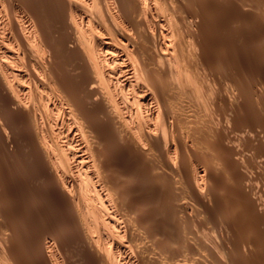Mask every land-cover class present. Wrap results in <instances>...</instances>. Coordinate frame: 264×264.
<instances>
[{
    "label": "bare ground",
    "instance_id": "1",
    "mask_svg": "<svg viewBox=\"0 0 264 264\" xmlns=\"http://www.w3.org/2000/svg\"><path fill=\"white\" fill-rule=\"evenodd\" d=\"M249 1L0 0V264H264Z\"/></svg>",
    "mask_w": 264,
    "mask_h": 264
},
{
    "label": "rangeland",
    "instance_id": "2",
    "mask_svg": "<svg viewBox=\"0 0 264 264\" xmlns=\"http://www.w3.org/2000/svg\"><path fill=\"white\" fill-rule=\"evenodd\" d=\"M255 1H256V0L249 1V5L246 6V7L249 8V7H252V6L254 5V7L249 8L252 12H250V10H248V8H247L246 10H248L249 13H251V14L253 13L252 15H254L253 17L255 18V20H256V22H257V19H258V21H259V20L262 19L261 17L264 16V15H260V14H264V10H263V9H264V3H263L261 0H259V1L257 0V2H255ZM254 2H255V3H254ZM257 4H258V5H257ZM251 5H252V6H251ZM255 5H257V6H255ZM258 6L261 8V10H260V8H259ZM261 6H262V7H261ZM257 7H258L259 11L257 10ZM254 8H256V10H257L256 12H258L259 14H258V13L256 14V13L254 12V10H255ZM262 8H263V9H262ZM242 9H245V7H243ZM242 9H241L242 13L246 11V10L243 11ZM253 9H254V10H253ZM255 14H256V15H255ZM257 15H258V16L260 15V17L257 18V17H258ZM241 16H242V15H241ZM255 16H257V17H255ZM242 17H243V16H242ZM254 18H253V19H254ZM260 18H261V19H260ZM263 18H264V17H263ZM255 20H254V21H255ZM241 25H242V23L239 24V27H240V29H241V27H242L241 30H243V29L245 28V25H243L244 28H243V26H241ZM260 30H261V31H260ZM251 31H254V32L256 31V32H255V33L252 32V35H251ZM251 31L248 32V33L244 32V30L242 31V32H244V33H241V34H240V35L242 36V38H241V36L238 37L237 42H238L239 40H240V42L237 43V47H239V45H240V48H242L241 50H243V51H244L245 48L247 49V51L250 50V48H251L253 51L255 50L254 52L256 53V56H255V57H256V60H255L256 62H255V61H252V60L255 59L254 56L251 57L248 61L251 60V61L249 62L250 65L253 66V69H256V72H255L254 70H252V71H253V75H255V74L257 73L259 76H261V75L264 73V71H262V70H263L262 68H264V51H263L264 48H260V50H259L258 48H259V46H261V45H262L261 47L264 46V37H263V36H264V31H263L262 29H253V30H251ZM262 31H263V32H262ZM262 33H263V34H262ZM245 34H247V35H249V36L247 37V35L245 36ZM259 34H261V35H259ZM243 35H244V36H243ZM243 37H245V38H243ZM247 38H248V39H247ZM251 39H252V41H251L252 43L250 42ZM259 41H262V42H259ZM256 43H258V44H256ZM260 43H261V45H260ZM254 45H258V46H256L257 49H256V47H255ZM248 46H249V49H248ZM252 47H254V49H253ZM240 48H238V50H239ZM261 49H262V51H261ZM241 50H239V52H242V53H243V51H241ZM256 50H259V51L256 52ZM260 51L263 52V53H261ZM245 52H246V50H245ZM257 53H258V54H257ZM260 54H261V55H260ZM257 55H259V56H257ZM257 58L260 59V60H261V59H263V60L260 61V60H258ZM251 62H252V63H255L256 65L252 64ZM258 62L261 63V64H259ZM245 63H246V62H245ZM245 63L241 62V64H240V68L243 67ZM247 64H248V63H247ZM257 65H260V68H259ZM261 66H263V67H261ZM254 67H255V68H254ZM258 68L262 71V74H261V71H259ZM257 70H258L260 73H258ZM257 74H256V75H257ZM260 74H261V75H260ZM258 75H257V77H258ZM261 103H262V102H260V103L258 102L257 104H258V105H259V104L261 105ZM257 104L255 105V107H256L257 110H260V109H261V106H260V105L258 106ZM262 105H263V103H262ZM257 106H258L260 109H259ZM262 108H263V106H262ZM260 111H261V110H260ZM261 129H262L263 131H262ZM244 130L249 131V130H251V129H250V128H245ZM260 130H261L263 133H261V131H259V128H258L257 131H258L261 135L263 134V136H264V128H263V127H260ZM249 132H250V131H249ZM258 132H257V133H258ZM260 134H259V135H260ZM261 135H260V136H261ZM263 136H262V137H263ZM258 159H259V160H258ZM260 159L262 160L261 157H257V158L255 159L256 162L254 161V162H255V165H256V163H258V165H260V166L256 165V166H258V167L255 168V170L252 169L253 174L255 175V177L257 178V181L259 182V183L257 182V185L259 184V185H258L259 188L262 187L261 185H264V179H262V178L264 177V176H262V175H263L262 173H264V170H263V168H264V164H263V166L261 167L262 163H264V159H263V161H261ZM257 161H258V162H257ZM259 161H261V162L259 163ZM258 168H261V169H262V170L259 169V170H260V173L258 172V171H259ZM257 170H258V171H257ZM261 172H262V173H261ZM257 173H258L259 175H258ZM261 174H262V175H261ZM260 175H261V176H260ZM259 176H260V178H259ZM258 178L261 179V181H259ZM262 180H263V181H262ZM260 186H261V187H260ZM263 187H264V186H263ZM263 187H262V190H264ZM206 216H207V215H206ZM209 217H211V216L208 215L207 217L204 218V225L206 226V224H207L206 227H207L208 229L211 228L210 226H213V225H214V222H215V220H211L212 217H211V219H210ZM210 220H211V221H210ZM205 221H208V222H206V224H205ZM215 228H216V227L214 226V227H212L211 229L214 230ZM211 229H210V230H211ZM216 229L218 230L219 228L217 227ZM213 230H211V231H213ZM218 231H219V230H218Z\"/></svg>",
    "mask_w": 264,
    "mask_h": 264
}]
</instances>
